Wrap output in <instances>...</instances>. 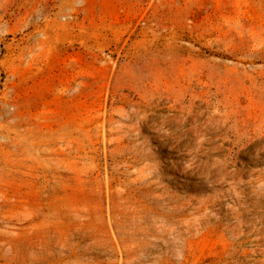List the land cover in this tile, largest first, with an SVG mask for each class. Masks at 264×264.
Returning <instances> with one entry per match:
<instances>
[{
  "label": "rangeland",
  "instance_id": "rangeland-1",
  "mask_svg": "<svg viewBox=\"0 0 264 264\" xmlns=\"http://www.w3.org/2000/svg\"><path fill=\"white\" fill-rule=\"evenodd\" d=\"M0 264H264V0H0Z\"/></svg>",
  "mask_w": 264,
  "mask_h": 264
}]
</instances>
